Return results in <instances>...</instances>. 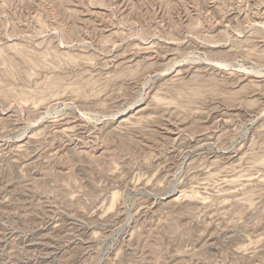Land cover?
Wrapping results in <instances>:
<instances>
[{"label":"rangeland","instance_id":"374dc122","mask_svg":"<svg viewBox=\"0 0 264 264\" xmlns=\"http://www.w3.org/2000/svg\"><path fill=\"white\" fill-rule=\"evenodd\" d=\"M0 264H264V0H0Z\"/></svg>","mask_w":264,"mask_h":264}]
</instances>
